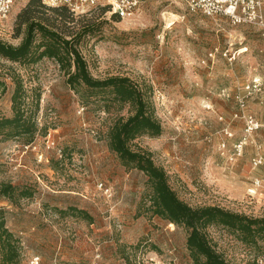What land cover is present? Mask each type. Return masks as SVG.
I'll list each match as a JSON object with an SVG mask.
<instances>
[{"label":"rangeland","instance_id":"rangeland-1","mask_svg":"<svg viewBox=\"0 0 264 264\" xmlns=\"http://www.w3.org/2000/svg\"><path fill=\"white\" fill-rule=\"evenodd\" d=\"M26 2H17L0 21V39L14 46L25 34L18 16ZM115 14L85 8L73 12L74 23L62 17L58 22L74 30L93 24L94 32L79 45L91 74L128 77L151 98L163 133L142 136L133 148L152 152L192 207L264 216V164L252 163L264 158V30L193 13L182 0H145L120 21ZM45 16L58 17L51 11ZM14 76L28 92L37 124L32 140L0 132V187L16 188L13 197L0 193V210L21 241L22 264L37 257L40 264H195L187 230L148 211V176L126 169L109 148L111 126L132 115L131 106L86 86L72 89L55 60L0 58V116H14ZM257 79L261 91L247 96L246 86ZM238 96H246L244 110ZM245 114L263 126L232 161L233 147L245 134ZM27 189L32 197L21 195ZM207 232L229 264H264V245L246 246L221 226Z\"/></svg>","mask_w":264,"mask_h":264},{"label":"trees","instance_id":"trees-1","mask_svg":"<svg viewBox=\"0 0 264 264\" xmlns=\"http://www.w3.org/2000/svg\"><path fill=\"white\" fill-rule=\"evenodd\" d=\"M18 16L20 29L25 26L22 42L14 46L0 39V58L12 63H36L44 58L57 61L67 76L72 89L86 86L95 93H109L112 102L129 104L132 115L119 117L109 130V148L120 158L128 170H139L148 176L153 190L148 211L170 224L184 227L188 232L187 247L195 264H229L208 236V228L221 226L236 236L238 241L249 247L261 249L264 245V216L253 217L233 212L220 206L192 207L178 196L169 182L167 171L156 164L152 152L141 147L133 148V142L142 137H160L163 127L155 114V106L138 84L130 78L111 76L105 79L95 78L83 56L79 45L84 37L94 32L93 24H85L78 30L64 28L58 22H75L73 12L66 6L49 7L41 0H29ZM109 11L108 7H100ZM51 11L58 17L45 16ZM115 18L120 16L115 14ZM69 19V20H67ZM40 36V40H38ZM15 90L12 95L14 116H0V132L9 131V135H28L31 140L37 131L34 111L26 101L28 92L20 77L14 76ZM4 84L0 81V86ZM5 91V86L2 90ZM40 97L33 105L38 109ZM33 107V106H32ZM30 140V141H31ZM16 188L12 184H2L0 193L13 197ZM24 197H32L30 190L21 192ZM79 215L92 220L83 210H75ZM23 246L20 239L7 227L4 212L0 210V263L22 264Z\"/></svg>","mask_w":264,"mask_h":264},{"label":"built area","instance_id":"built-area-1","mask_svg":"<svg viewBox=\"0 0 264 264\" xmlns=\"http://www.w3.org/2000/svg\"><path fill=\"white\" fill-rule=\"evenodd\" d=\"M19 1L29 0H0V21L8 18L12 8ZM49 7L66 6L72 12L78 13L85 8L108 7L113 13L121 18L133 16L139 6L145 0H41ZM193 13H202L210 17H225L234 25H250L264 30V0H182ZM262 82L260 79L254 80L245 88L247 96L261 91ZM246 96H238V104L244 110L246 106ZM236 117H238L236 115ZM246 129L243 138L236 142L233 147L231 160L234 161L244 155L252 134L260 129L261 124L253 115L245 114ZM233 137V134H229ZM225 147V145H224ZM253 166L258 168L264 164V158L259 155L252 159ZM257 184L261 181L257 180ZM31 264H40V258H35Z\"/></svg>","mask_w":264,"mask_h":264},{"label":"crops","instance_id":"crops-1","mask_svg":"<svg viewBox=\"0 0 264 264\" xmlns=\"http://www.w3.org/2000/svg\"><path fill=\"white\" fill-rule=\"evenodd\" d=\"M254 174H255V176H256V174H257V171H256V170L254 171ZM257 187H258V186H257ZM262 198H264V194H263ZM262 198H260V199H262Z\"/></svg>","mask_w":264,"mask_h":264}]
</instances>
